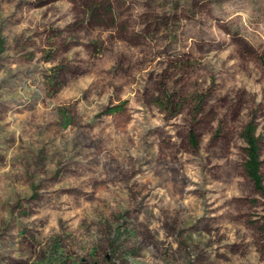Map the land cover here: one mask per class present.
I'll return each instance as SVG.
<instances>
[{"label": "rangeland", "instance_id": "1", "mask_svg": "<svg viewBox=\"0 0 264 264\" xmlns=\"http://www.w3.org/2000/svg\"><path fill=\"white\" fill-rule=\"evenodd\" d=\"M215 3L0 0V264H264V28Z\"/></svg>", "mask_w": 264, "mask_h": 264}, {"label": "clouds", "instance_id": "2", "mask_svg": "<svg viewBox=\"0 0 264 264\" xmlns=\"http://www.w3.org/2000/svg\"><path fill=\"white\" fill-rule=\"evenodd\" d=\"M201 3H203L205 5V9L206 10H212L213 14L216 13V9L218 7H221L223 5H218L217 3H215V0H201ZM262 3H264V0H262ZM228 9H230V11H228ZM227 20L229 21H235L238 25L247 28L249 26H255L253 24V20L256 17H259V21L260 23V27L264 28V12H254L253 11V0H227ZM237 17H239V20H237ZM220 19L222 21L225 20V16H220ZM226 27H230V24H226ZM212 29L213 31H215V25H212ZM191 42V41H190ZM217 44H220L222 46H224L225 48H227L228 50H230V38L228 37H224L223 39H217L216 40ZM213 56H215L216 58L213 59ZM213 56H209L208 59L205 61V63L211 62V64L215 65L217 68H219L220 66V62L223 59L227 58V52L223 53V54H216L213 53ZM4 77V73L0 72V79H2ZM29 84L31 83V81L28 82ZM28 91L30 92H36V88L33 87L30 90L27 91H21L19 92V96L17 97L19 98H23L25 101L28 100ZM13 131H15L16 136L19 138L20 134H21V129L17 126H13ZM109 147H111V145H109ZM106 151V149H105ZM130 155L132 157H136L138 156L137 151L133 150ZM107 162V157L104 155L100 156V171L101 173L104 170V164ZM121 164L124 166V170L127 171V166L125 164V162L122 160ZM111 167L115 168L116 165L113 164L111 165ZM194 177L192 176L191 173H188V180L191 181L193 180ZM192 185L189 184V188L186 191H191ZM161 196L164 195L163 192L159 193ZM231 195V193L229 194ZM195 203V200L193 197L189 196L187 199L181 200L179 203H169L168 200L165 201V203L163 205H161V207H170L173 210L176 209H180L181 207L183 209H189L193 206V204ZM157 216L160 215L159 211H157ZM174 214V211H173ZM198 215L202 214L201 212L197 213ZM186 215V213H185ZM141 220H143V217H141ZM153 229H155L157 226L155 224L152 225ZM96 232V229H93V233ZM49 235V232L47 230L44 231V236L47 237ZM94 239L96 238L95 236L93 237ZM157 239L159 241H163L165 242V245H167L168 243L172 244V249L173 251L176 248V243L175 241L168 239H165V234L163 232H161L159 234V236L157 237ZM155 248L151 247V245H149V247L145 250V256H146V264H164L163 259H153V253H155ZM195 257H193L194 259Z\"/></svg>", "mask_w": 264, "mask_h": 264}, {"label": "trees", "instance_id": "3", "mask_svg": "<svg viewBox=\"0 0 264 264\" xmlns=\"http://www.w3.org/2000/svg\"><path fill=\"white\" fill-rule=\"evenodd\" d=\"M119 110V107L110 109V113ZM191 140L195 143L194 132L190 134ZM242 140L246 145V158L243 164L247 176L250 178L257 191L264 195V178L262 175L261 167V148L260 139L257 135V125L254 120H250L244 127L240 134Z\"/></svg>", "mask_w": 264, "mask_h": 264}]
</instances>
